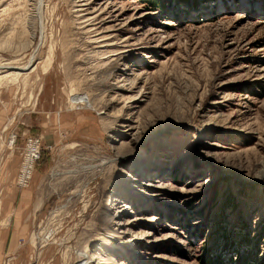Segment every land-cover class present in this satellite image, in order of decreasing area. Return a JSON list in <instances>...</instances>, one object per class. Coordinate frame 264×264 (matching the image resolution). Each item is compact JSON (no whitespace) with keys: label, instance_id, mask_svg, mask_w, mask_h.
Returning a JSON list of instances; mask_svg holds the SVG:
<instances>
[{"label":"rangeland","instance_id":"obj_1","mask_svg":"<svg viewBox=\"0 0 264 264\" xmlns=\"http://www.w3.org/2000/svg\"><path fill=\"white\" fill-rule=\"evenodd\" d=\"M159 4L0 0V264H264V0Z\"/></svg>","mask_w":264,"mask_h":264},{"label":"bare ground","instance_id":"obj_2","mask_svg":"<svg viewBox=\"0 0 264 264\" xmlns=\"http://www.w3.org/2000/svg\"><path fill=\"white\" fill-rule=\"evenodd\" d=\"M73 99V98H72ZM74 100V99H73ZM34 150H35V148H31L30 149V151H31V153H30V151L27 153L28 154V157H26L25 158V161H27L26 162V164L24 165V170H23V175H25V173H26V170L29 172V170H28V168L26 169V166H28L29 165V163H30V160H31V158H33V155L35 154V152H34ZM32 164V163H31ZM30 164V165H31ZM34 238L35 237H33V240H34ZM40 239V238H39ZM44 239V238H43ZM35 241V240H34ZM91 255V256H90ZM90 255H88V257H94V256H96V253H95V251H93L92 252V254H90ZM81 264H84L85 262H80Z\"/></svg>","mask_w":264,"mask_h":264},{"label":"trees","instance_id":"obj_3","mask_svg":"<svg viewBox=\"0 0 264 264\" xmlns=\"http://www.w3.org/2000/svg\"><path fill=\"white\" fill-rule=\"evenodd\" d=\"M150 2H151V5L153 6V7H157V6H159L160 4H159V0H149ZM219 256H217L216 258H213L214 259V262H213V264H220V262H221V259H217ZM212 259V260H213Z\"/></svg>","mask_w":264,"mask_h":264},{"label":"crops","instance_id":"obj_4","mask_svg":"<svg viewBox=\"0 0 264 264\" xmlns=\"http://www.w3.org/2000/svg\"><path fill=\"white\" fill-rule=\"evenodd\" d=\"M17 232H19V230H16V231L13 232V235H12V238L10 239V242H12V243L14 242L15 237H17V236H16V233H17Z\"/></svg>","mask_w":264,"mask_h":264},{"label":"built area","instance_id":"obj_5","mask_svg":"<svg viewBox=\"0 0 264 264\" xmlns=\"http://www.w3.org/2000/svg\"><path fill=\"white\" fill-rule=\"evenodd\" d=\"M21 177H22V173H21ZM21 177H20V178H21ZM24 179H25V176H23L20 180H24Z\"/></svg>","mask_w":264,"mask_h":264}]
</instances>
